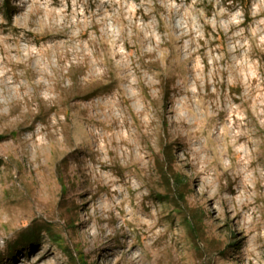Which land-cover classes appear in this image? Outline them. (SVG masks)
Instances as JSON below:
<instances>
[{"label":"rangeland","instance_id":"1","mask_svg":"<svg viewBox=\"0 0 264 264\" xmlns=\"http://www.w3.org/2000/svg\"><path fill=\"white\" fill-rule=\"evenodd\" d=\"M0 264H264V0H0Z\"/></svg>","mask_w":264,"mask_h":264},{"label":"bare ground","instance_id":"2","mask_svg":"<svg viewBox=\"0 0 264 264\" xmlns=\"http://www.w3.org/2000/svg\"><path fill=\"white\" fill-rule=\"evenodd\" d=\"M224 212H225V213H227V212H228V210H225Z\"/></svg>","mask_w":264,"mask_h":264},{"label":"trees","instance_id":"3","mask_svg":"<svg viewBox=\"0 0 264 264\" xmlns=\"http://www.w3.org/2000/svg\"><path fill=\"white\" fill-rule=\"evenodd\" d=\"M233 1V0H232Z\"/></svg>","mask_w":264,"mask_h":264}]
</instances>
